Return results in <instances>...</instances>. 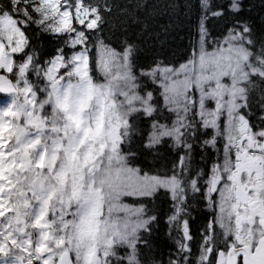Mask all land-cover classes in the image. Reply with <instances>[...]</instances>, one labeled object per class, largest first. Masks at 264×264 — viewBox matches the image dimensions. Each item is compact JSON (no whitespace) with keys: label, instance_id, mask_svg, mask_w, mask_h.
Masks as SVG:
<instances>
[{"label":"snow or ice","instance_id":"snow-or-ice-1","mask_svg":"<svg viewBox=\"0 0 264 264\" xmlns=\"http://www.w3.org/2000/svg\"><path fill=\"white\" fill-rule=\"evenodd\" d=\"M0 105V264H264V0H0Z\"/></svg>","mask_w":264,"mask_h":264},{"label":"trees","instance_id":"trees-1","mask_svg":"<svg viewBox=\"0 0 264 264\" xmlns=\"http://www.w3.org/2000/svg\"><path fill=\"white\" fill-rule=\"evenodd\" d=\"M129 2L133 6H135L136 4L140 3L141 0H129ZM148 61H149V57L143 56V55H140V54H137L136 56L133 57V63L136 65V68L137 69H139L140 67H147ZM142 85H143V88H146V89H149V90L155 89V86L152 85L146 79H143L142 80ZM159 238H160V240L162 242H166L167 245H171V241L168 239V237L166 235H164V225L163 224H161V226H160ZM169 250H170L169 247H164L163 248L164 254L167 255V253L169 252Z\"/></svg>","mask_w":264,"mask_h":264},{"label":"rangeland","instance_id":"rangeland-1","mask_svg":"<svg viewBox=\"0 0 264 264\" xmlns=\"http://www.w3.org/2000/svg\"><path fill=\"white\" fill-rule=\"evenodd\" d=\"M0 106H2V105H0Z\"/></svg>","mask_w":264,"mask_h":264}]
</instances>
